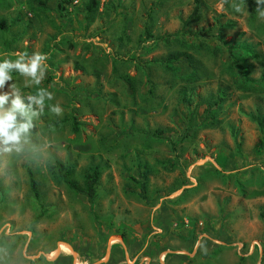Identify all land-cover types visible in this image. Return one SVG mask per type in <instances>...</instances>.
<instances>
[{
  "label": "rangeland",
  "instance_id": "rangeland-1",
  "mask_svg": "<svg viewBox=\"0 0 264 264\" xmlns=\"http://www.w3.org/2000/svg\"><path fill=\"white\" fill-rule=\"evenodd\" d=\"M57 1L0 0V58L49 54L41 85L13 71L0 92L54 94L20 151L0 144V264H264V137L250 119L264 86L233 89L213 46L218 29L237 36L255 53L249 77L264 79V18L251 22L241 0H200L184 36L202 41L187 50L200 75L181 90L158 59L184 49L159 38L181 30L193 0H99L85 29L80 0L64 15ZM218 86L230 93L211 110ZM56 160L78 185L98 163L95 197L52 179Z\"/></svg>",
  "mask_w": 264,
  "mask_h": 264
},
{
  "label": "trees",
  "instance_id": "trees-1",
  "mask_svg": "<svg viewBox=\"0 0 264 264\" xmlns=\"http://www.w3.org/2000/svg\"><path fill=\"white\" fill-rule=\"evenodd\" d=\"M199 1L200 0H193V7L188 15V18L182 20L181 30L179 32H176L175 34H166V35L160 36L159 38L163 40L164 42L170 41L171 42L170 47H172V43L177 41L183 47L182 49H184L183 51H179V50H173L170 48V50L162 58L158 59L159 65L171 71L173 79L175 78L177 79V81L185 82V83H182V85L180 86L181 90L187 89V84L194 80H197L200 75L199 72H197V62H198L197 59L194 63L195 59H194L193 54L189 53L187 50L190 49L192 51H197L198 45L202 41L198 38L196 39L197 41H190V39L186 40L184 38L185 35L189 34L185 30L187 28L188 21L190 19H198L199 12H200V6H199L200 2ZM71 2L72 0H58L57 1L58 7H59V10H58L59 15L67 14L68 10L71 8H73L72 9L73 11L79 10L77 8L75 9V6H76L75 4L69 6L68 8L67 4H70ZM241 2L246 3L247 12H248L251 22H253L256 19L255 13L258 12V9L264 10V0H262V2L259 5L256 4L255 0H241ZM39 4L41 5V7L44 5L42 3H39ZM98 4H99V0H80L77 3V5H79L81 8L82 17L80 18L81 19L80 23L84 25V29L91 23L93 19V13L96 11ZM227 4H228V0H227ZM56 6L57 5H55V7ZM226 6L228 8V5ZM235 6H236V3L232 5L233 8ZM105 8L110 9L107 2H105ZM45 16L46 15H44V17ZM80 19H75V20L76 21L78 20L79 22ZM123 24H124V27H122L120 34H125L123 29H125L126 22H124ZM216 24L218 26L220 25L218 22H216ZM5 25H6L5 17L0 16V28L4 27ZM261 26L264 29V21L261 23ZM143 32L146 33L145 34L146 37L150 36L147 29H145L144 31V28H143ZM196 33L192 32L193 35ZM214 38L216 39L219 46L216 44H214L213 46L215 47V49H219L222 51L221 53L224 56L223 61L225 64V69L229 73L230 86L233 89L242 90L243 88H248L252 90V89H257L259 87L264 86L263 78L254 80L249 77V72L253 65L252 62L249 61V57L250 59H252L255 56V53L251 46L249 45L242 46L237 36L229 40H224L221 36V32L219 29L215 33ZM255 58L256 57H254V59ZM185 64L187 65V67L180 66V65H185ZM261 65H264V61L261 63ZM249 85L250 87H248ZM229 93H230L229 91L227 92L225 91V89H222L218 86L217 92L215 93V97H214L215 99L210 103V104L215 105L211 110L216 109L219 106L220 99H223L225 96H228ZM250 119L253 120L257 124L259 131L264 137V113L259 114V115H250ZM52 166H53V169L51 171V177L57 183H63L65 186H67V188L71 189L74 193L82 194L89 201L95 197L96 183H97V180L100 174V166L98 163H94L86 167V169L82 172L80 185H78L73 179L70 178V174H72L71 166L64 167V164L58 160L54 161ZM26 171H27L29 188L31 192L33 193V195L36 197L38 193L37 188H36V183L34 181L31 171L29 169H26ZM135 181L137 182V184H139L137 180ZM139 187L142 188V185L139 184Z\"/></svg>",
  "mask_w": 264,
  "mask_h": 264
},
{
  "label": "clouds",
  "instance_id": "clouds-1",
  "mask_svg": "<svg viewBox=\"0 0 264 264\" xmlns=\"http://www.w3.org/2000/svg\"><path fill=\"white\" fill-rule=\"evenodd\" d=\"M259 5L262 0H255ZM227 0H222V6ZM241 11L240 6L234 9ZM259 16L264 18V10L258 9ZM2 57H9L8 53H0ZM15 58H0V89L6 82L13 80V71L27 78L33 85L39 86L45 80L48 70L49 54L34 51H19L13 53ZM10 91L0 92V144L5 152L13 149L20 151L25 137L35 127L34 118L43 112L46 101H52L54 94L47 88L38 87L33 95L23 96L15 84H10ZM50 111L57 116L63 115V108L59 103L48 105Z\"/></svg>",
  "mask_w": 264,
  "mask_h": 264
},
{
  "label": "crops",
  "instance_id": "crops-1",
  "mask_svg": "<svg viewBox=\"0 0 264 264\" xmlns=\"http://www.w3.org/2000/svg\"><path fill=\"white\" fill-rule=\"evenodd\" d=\"M43 17H41L40 19L39 18H36L37 20H39V21H37L40 25L44 22V20H47V21H45V23H49L50 22V20L45 16L43 19H42Z\"/></svg>",
  "mask_w": 264,
  "mask_h": 264
},
{
  "label": "water",
  "instance_id": "water-1",
  "mask_svg": "<svg viewBox=\"0 0 264 264\" xmlns=\"http://www.w3.org/2000/svg\"><path fill=\"white\" fill-rule=\"evenodd\" d=\"M109 247H106V254H108V249ZM58 250L59 249H57V252H58ZM125 254V253H124ZM74 255H75V253H73V257H74ZM125 256H126V254H125ZM103 259H99V260H97V261H95L94 263H92V264H96L97 262H100V261H102Z\"/></svg>",
  "mask_w": 264,
  "mask_h": 264
}]
</instances>
